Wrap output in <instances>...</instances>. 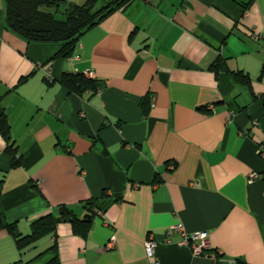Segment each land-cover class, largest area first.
I'll list each match as a JSON object with an SVG mask.
<instances>
[{"label": "crops", "instance_id": "crops-1", "mask_svg": "<svg viewBox=\"0 0 264 264\" xmlns=\"http://www.w3.org/2000/svg\"><path fill=\"white\" fill-rule=\"evenodd\" d=\"M57 50L5 29L0 0V115L20 157L12 166L0 134L2 220L28 235L56 216L53 233L22 248L0 230V264H150L144 240L177 224L206 231L207 253L173 232L158 264H264V0H132L71 57ZM85 71L99 91L60 83ZM87 200L102 215L82 236L58 206L82 217Z\"/></svg>", "mask_w": 264, "mask_h": 264}, {"label": "trees", "instance_id": "trees-1", "mask_svg": "<svg viewBox=\"0 0 264 264\" xmlns=\"http://www.w3.org/2000/svg\"><path fill=\"white\" fill-rule=\"evenodd\" d=\"M103 4L95 9L98 0H84L75 3L69 0H3L4 2V26L28 43H55L58 50L53 57H71L80 37L90 28L102 22L111 13L125 7L132 0H103ZM59 15V17H58ZM221 59L218 57L212 66L219 67ZM236 81L247 82L249 77L242 71L233 72ZM60 83L69 91L81 93L85 90L97 91L99 86L97 80L87 78L84 72L64 73ZM147 99L140 101L144 113ZM10 129L7 118L0 115V134L7 141L5 147L12 157V166L20 165V157L17 156L18 148L10 142ZM170 164V163H169ZM169 166V165H168ZM87 213L79 217L71 212L66 206L60 205L59 220L71 222L75 233L86 236L92 219L102 208L95 200L85 201ZM93 207H96L92 210ZM56 216L46 214L37 218L31 225V232L28 235L20 234L14 223H3L0 211V230H7L14 238L15 245L22 248L30 245L39 237L55 231ZM53 247V246H51ZM50 247V248H51ZM240 263V261H237ZM12 264H22L16 260ZM49 264H58L53 258Z\"/></svg>", "mask_w": 264, "mask_h": 264}, {"label": "built area", "instance_id": "built-area-1", "mask_svg": "<svg viewBox=\"0 0 264 264\" xmlns=\"http://www.w3.org/2000/svg\"><path fill=\"white\" fill-rule=\"evenodd\" d=\"M84 75L87 78H94V73L92 71H85ZM46 77L49 78V74L46 73ZM99 91V88L97 89ZM154 104V98L151 96V106ZM258 153L261 156H264V148L262 145H259L258 147ZM174 164H169V169H173ZM259 177V173L256 171H251L247 175V181L252 182L253 180L257 179ZM98 215H102V211L98 210ZM176 232L180 233L183 236V240L180 242L181 245H184L186 247H190L193 254H205L207 252H204V249L208 247V241H207V232L201 231L197 233H188L186 232L181 224H177L172 226L170 230H168L163 236L162 240H157L154 238L153 235H149L143 243L145 256L150 262V264H158V260L156 258V248L159 245L160 242H168L170 239V234ZM114 240L113 237L109 240V242L106 244L105 248H110L113 244Z\"/></svg>", "mask_w": 264, "mask_h": 264}, {"label": "rangeland", "instance_id": "rangeland-1", "mask_svg": "<svg viewBox=\"0 0 264 264\" xmlns=\"http://www.w3.org/2000/svg\"><path fill=\"white\" fill-rule=\"evenodd\" d=\"M69 1H72V2H75V3H81L84 0H69ZM103 2H104L103 0H98V3L96 4L95 9L99 8L103 4ZM58 17H59V15H58Z\"/></svg>", "mask_w": 264, "mask_h": 264}, {"label": "water", "instance_id": "water-1", "mask_svg": "<svg viewBox=\"0 0 264 264\" xmlns=\"http://www.w3.org/2000/svg\"><path fill=\"white\" fill-rule=\"evenodd\" d=\"M57 220H59V218H57Z\"/></svg>", "mask_w": 264, "mask_h": 264}]
</instances>
